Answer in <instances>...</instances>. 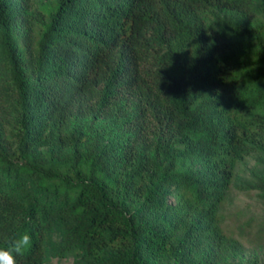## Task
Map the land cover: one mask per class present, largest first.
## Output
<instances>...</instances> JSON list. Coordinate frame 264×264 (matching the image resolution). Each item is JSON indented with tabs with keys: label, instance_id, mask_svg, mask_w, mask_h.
<instances>
[{
	"label": "trees",
	"instance_id": "trees-1",
	"mask_svg": "<svg viewBox=\"0 0 264 264\" xmlns=\"http://www.w3.org/2000/svg\"><path fill=\"white\" fill-rule=\"evenodd\" d=\"M256 153L264 0H0V246L29 232L18 264H236L221 210ZM240 187L264 199V170Z\"/></svg>",
	"mask_w": 264,
	"mask_h": 264
},
{
	"label": "rangeland",
	"instance_id": "rangeland-1",
	"mask_svg": "<svg viewBox=\"0 0 264 264\" xmlns=\"http://www.w3.org/2000/svg\"><path fill=\"white\" fill-rule=\"evenodd\" d=\"M264 170V153H256L247 157L239 166L226 200L222 206L224 223L228 230L240 242L239 250L229 257L236 264H249L251 259L264 255V199L256 190H245L240 184H249L256 174ZM60 236L58 229L55 239ZM73 256L53 255L50 264H69Z\"/></svg>",
	"mask_w": 264,
	"mask_h": 264
},
{
	"label": "clouds",
	"instance_id": "clouds-1",
	"mask_svg": "<svg viewBox=\"0 0 264 264\" xmlns=\"http://www.w3.org/2000/svg\"><path fill=\"white\" fill-rule=\"evenodd\" d=\"M32 246V235L25 231L9 238L5 246H0V264H18L17 257L24 255Z\"/></svg>",
	"mask_w": 264,
	"mask_h": 264
}]
</instances>
